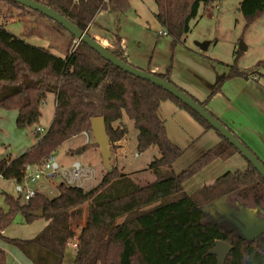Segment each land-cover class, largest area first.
I'll return each instance as SVG.
<instances>
[{
    "label": "trees",
    "instance_id": "1",
    "mask_svg": "<svg viewBox=\"0 0 264 264\" xmlns=\"http://www.w3.org/2000/svg\"><path fill=\"white\" fill-rule=\"evenodd\" d=\"M31 1L58 13L88 35V26L100 12L124 15L130 0ZM218 1L153 0L155 19L175 46L190 32V24L199 10L206 12ZM0 4L28 11L9 0H0ZM238 12L251 23L264 13V0H243ZM119 43L116 39V46L109 50L130 65ZM259 67L264 68V61L257 64ZM153 75L172 84L216 118L206 109L207 101L201 103L175 86L171 68L164 74ZM242 76L245 74L232 67L225 80ZM219 90L218 85L212 95ZM48 94L55 98L48 130L41 136L35 135V143L17 158L0 161L1 179L20 183L26 166L40 165L68 140L84 132L91 133V120L96 118L104 119L110 152L114 154L115 145L127 134V128L121 124L123 116L137 132L139 154L156 148L158 157L150 163L148 171L157 178L140 187L121 170L111 168L99 185L89 190L59 185L53 199L36 193L23 204L18 197L2 193L6 211L0 210V241L5 246L17 249L31 264H66V245L74 237L78 248L71 264H218L212 251L217 242H224L231 247L224 264H264V252L257 241L248 242L233 222L216 221L210 212L216 201L231 196L245 201L250 194L264 191V180L256 170L247 163L246 171L226 173L212 186L191 195L182 187L212 162L239 154L227 141L168 93L114 68L85 44L79 43L64 58H59L28 45L0 25V109L15 111L16 128L24 130L38 123L40 108ZM165 102L188 114L203 134L212 131L219 139L215 147L177 174L159 171L171 168L185 153L168 139L165 122L158 117V109ZM92 147L97 148L94 144ZM87 203L91 204L82 226L83 206ZM39 211L43 212L46 226L36 237L13 240L3 236L4 229L16 216L21 215L30 223L36 219L30 214ZM0 264H7L1 248Z\"/></svg>",
    "mask_w": 264,
    "mask_h": 264
},
{
    "label": "rangeland",
    "instance_id": "2",
    "mask_svg": "<svg viewBox=\"0 0 264 264\" xmlns=\"http://www.w3.org/2000/svg\"><path fill=\"white\" fill-rule=\"evenodd\" d=\"M102 1L106 3L104 0ZM242 1L219 0L206 12L201 8L196 20L190 24V32L188 35L175 46H172V39L169 36L160 38L157 35L163 30H161V27L155 21L156 6L153 0H130L128 10L124 15L111 14L107 16V21L113 25L116 19L115 24H120L119 31L123 34L122 37H125L128 41L127 47L130 55H136L132 51V47L149 54V57H158L160 59H163L165 55L160 54L158 50L162 53L169 52L172 55H178L189 49L193 52H202L204 57L213 60L216 63L215 67H217L218 72L225 71L229 75L233 67L245 74V77H250L251 80L255 76L254 84L249 82V86L244 90L239 100L248 104L244 98L245 95L251 93L256 97L255 101L259 107L257 108L256 104L253 106V109L259 115H263L264 89L260 88V90L258 85L264 88V82L262 81L264 80V68H257V64L264 61V13L251 21V23H248L238 12L239 4ZM216 6L218 8L217 10H215ZM0 25L4 26L10 34L23 40L28 45L45 49L59 58H64L67 51H72L76 47L74 39L67 32L58 28L52 21L41 18L31 11L20 10L0 4ZM94 26L96 25L92 22L87 28V33L90 37L91 35L89 33L93 30L92 28ZM91 34L93 35L92 32ZM165 41L167 45H165ZM203 42L211 43V46L206 51H201L196 46V43ZM137 43L139 47H137ZM240 46L245 48V50L240 51ZM104 47L110 50L114 49L108 47L106 44H104ZM154 49H157L155 53L153 51ZM175 62L176 64L173 65V68L177 69H171V74L177 77V79L182 80V76H184V71L186 70L185 66H189L190 64L185 63L182 59L179 61L178 57L175 58ZM168 68H171L169 64ZM177 72L180 73L179 76L176 75ZM259 77L262 78L261 82L255 84V81H258ZM229 80L223 79L219 82V91L225 88L226 85L229 91L234 92L236 90L234 86L227 84ZM212 98L213 95L208 100L211 101ZM54 99V95L52 94L46 96L45 102L40 108L38 123L24 130L16 128L15 119L17 113L15 111L0 109V161L6 158L15 159L26 152L36 141L34 135L35 130H41V135L48 130L54 113ZM163 104L170 105L168 102ZM219 107L223 108L221 104H219ZM246 110L247 113L253 115L251 108L247 107ZM186 115L190 124L184 123L179 117H174L169 111L159 112L158 117L165 121L168 139L185 151L188 160H192L193 149L194 152H197L202 145L212 144L217 136L214 132L207 131L209 132L208 136L204 138V135L201 134L200 137L198 134L202 132L200 126L189 118L188 114ZM262 117H258L259 121ZM123 121L127 128V145L125 147L127 150L125 157L122 158V161H119L121 167H118L115 164V148L114 154H111L110 158L111 168L121 170L133 184H138L140 187L147 183H152L157 177L148 171V166L158 157V152L156 148L152 147L146 152L139 154L136 151L137 132L132 122L126 116H123ZM235 137L238 138L237 136ZM192 142L194 143L191 148L190 145ZM86 146H89V148L86 150L83 149L82 152L79 151ZM92 146V135L89 143L86 142L83 136L79 135L65 142L56 151L54 158L59 165L65 167L69 166L72 162L92 166L96 171L97 185H99L106 170L104 169L98 148ZM173 168L177 173L182 171L181 164H176ZM133 174L136 175V178H134ZM39 184L42 185L39 193L49 199H53L58 194L57 187L61 185V180L54 178L49 183L47 180L42 179L30 186L31 188H37ZM2 193L17 198L14 182L0 179V210L6 211ZM90 204L87 203L83 206L84 219L87 216ZM45 226L46 221L43 218L26 223L24 218L18 215L12 224L4 229L3 236L13 240H31ZM1 243L0 248L5 251L7 264H31L17 249L10 246L3 247ZM73 258L74 253L67 251L66 264H71Z\"/></svg>",
    "mask_w": 264,
    "mask_h": 264
},
{
    "label": "crops",
    "instance_id": "3",
    "mask_svg": "<svg viewBox=\"0 0 264 264\" xmlns=\"http://www.w3.org/2000/svg\"><path fill=\"white\" fill-rule=\"evenodd\" d=\"M106 11L100 12L93 20L96 26H94L90 31L91 38L98 41L101 45L104 46L106 44L108 47L114 48L116 46V39L119 40V46L121 49L125 50L127 61L128 63L140 70L146 71L148 70L150 73L153 74H164L165 69L168 68V64L171 69L173 65L176 64L175 58L178 57V60L181 59L185 62L190 64L189 66H185L186 70L184 71V76H182V80L177 79L174 75L171 74V81L181 90L185 91L189 95H191L194 99L198 100L201 103H204L208 100V98L212 95L215 91L219 82L221 80H225L227 77V73L225 71L218 72L216 63L213 60L204 57L202 52H193L192 50L187 49L184 53H179L178 55H172L169 52H158L163 56V59L158 57H149V54L144 52L138 51L135 48H131L132 51L136 55H130L128 50V41L125 37H122L123 34L120 33V24L116 23V19L114 24H110L107 21V16H110ZM119 21V20H117ZM156 21V19H155ZM158 24V23H157ZM115 25V26H114ZM93 33V35L91 34ZM162 32V31H161ZM160 33V32H159ZM157 34L158 37H166ZM206 50L211 46V43ZM165 45H167L165 41ZM137 47L139 44L137 43ZM157 49H154V53ZM132 56V57H131ZM170 58V59H169ZM148 59V60H147ZM134 61V62H133ZM173 64H172V62ZM178 64V63H177ZM240 72V71H239ZM176 75H180L179 72ZM248 76V75H247ZM236 77L229 80L227 84L235 87V91H229L228 86L226 85L221 91L213 94V98L211 101H207L206 109L213 114L227 129H229L235 136H237L243 144L264 164V114L259 115L254 109L253 106L258 103L255 101V96L251 93L245 95V101L248 104L243 103L239 98L243 95L244 90L249 86V82L254 84L255 76L252 77ZM250 79V80H249ZM260 79V80H259ZM258 81H255V84L261 82V77H259ZM264 82V80H262ZM254 86V85H253ZM259 89H264L261 85H258ZM257 88V87H256ZM261 90V89H260ZM263 91V90H262ZM55 102V99H54ZM166 103V102H165ZM170 105H162L158 110L159 112L169 111L174 117H179L180 120L184 121L186 124H190L187 115L184 111L177 109L173 103L168 102ZM216 104V106H214ZM219 104L223 106V108L219 107ZM164 106V107H163ZM169 106V107H166ZM249 107L253 111V115L247 113L246 108ZM264 112V110H262ZM263 116V117H262ZM258 117H262L259 121ZM190 118V117H189ZM162 120V119H161ZM164 121V120H163ZM165 122V121H164ZM122 125H126L125 122L121 121ZM126 127V126H125ZM202 131V129H201ZM201 137V134L204 135V138L208 136L209 132L203 134L202 132L198 133ZM215 136V135H214ZM216 137V136H215ZM194 141V140H193ZM219 142L218 137L215 138L212 144H204L197 152H193L192 160H188L186 158V153L175 162L171 168H161L160 172L169 173L172 172L177 174L174 170V166L176 164H181L182 170L186 169L190 164L196 161L202 154L207 152L208 150L215 147ZM193 143H191L190 147L192 148ZM209 143V142H208ZM127 143H126V136L119 141L115 147L116 151L114 154L115 157V164L118 167L119 161H122V158L125 157V153ZM189 147V146H188ZM99 151V149H98ZM100 153V152H99ZM83 166H90L84 165ZM92 167V166H90ZM248 168L247 162L239 155L234 154L230 158L226 160H216L204 168L201 172L196 174L192 177L189 181L183 184V190L187 195H191L195 193L197 190L203 187L212 186L215 181L225 175L226 173H235V172H244ZM134 178L136 175L133 174ZM52 180L47 181L51 183ZM36 183V182H35ZM35 183H31L35 184ZM97 185V179L94 183V187ZM41 184L37 186V188H32L36 193H39V189L41 188ZM257 195V196H256ZM263 200L262 204H260V208L264 210V191L258 192L257 194H250L247 200H242L239 196H231L227 199V202L231 205H235L236 208H248L252 210V205L254 200ZM84 214V213H83ZM85 220L82 217L81 225L84 226ZM1 243V242H0ZM3 247L5 245L1 243ZM257 244L259 248L264 250V236L257 240ZM73 262V261H72ZM71 262V263H72ZM67 263V262H66Z\"/></svg>",
    "mask_w": 264,
    "mask_h": 264
},
{
    "label": "water",
    "instance_id": "4",
    "mask_svg": "<svg viewBox=\"0 0 264 264\" xmlns=\"http://www.w3.org/2000/svg\"><path fill=\"white\" fill-rule=\"evenodd\" d=\"M28 11H33L44 18L54 22L55 24L61 26L65 32H67L71 37L74 38L78 44L83 43L89 49L94 51L101 59L111 64L114 68L132 76L138 78L142 81L149 82L153 86L162 89L164 92L168 93L170 96L175 98L177 101L182 103L185 107L189 108L194 112L199 118L206 122L215 132H217L225 141H227L238 153L239 155L254 169L264 180V165L263 163L238 139L234 134L227 129L221 122L216 118L212 117L205 109H203L199 104L192 100L189 96L183 94L172 84L162 81L155 77L153 74L146 73L143 70L132 67L131 65L125 64L116 57L112 55L109 49L101 45L98 41L91 38L86 32L80 31L76 26H74L67 19L63 18L58 13L48 9L47 7L33 2L31 0H9ZM196 46L201 51H206L209 46L208 42L196 43ZM240 51H244L245 48L240 46ZM90 132L93 139V144L97 146L100 152L102 163L104 169L108 172L111 171L110 165V145L106 134V128L104 119L96 118L91 120ZM221 205H227L226 200L222 199L213 203V206L220 207ZM231 213V207L226 206ZM233 218L229 221L238 229L240 235L248 242L257 241L259 238L264 236V218H259L258 214L253 212L248 208H239L233 211ZM231 213V214H232ZM260 215L264 216V210L260 212ZM31 217L36 219L43 218V212H35L30 214ZM261 249V248H260ZM231 251V247L224 242H217L212 254L217 257L218 264H224V261ZM264 252L263 249H261Z\"/></svg>",
    "mask_w": 264,
    "mask_h": 264
},
{
    "label": "built area",
    "instance_id": "5",
    "mask_svg": "<svg viewBox=\"0 0 264 264\" xmlns=\"http://www.w3.org/2000/svg\"><path fill=\"white\" fill-rule=\"evenodd\" d=\"M107 2V0H104ZM217 6L215 10H217ZM159 35L166 36L164 32H160ZM75 45L78 43L76 41ZM41 130H35L34 135H41ZM89 143L91 135L90 133L84 132L81 134ZM54 178H59L61 184L68 187L78 188L82 190H89L94 187V183L97 179L96 171L93 167L83 166L78 162H72L69 166L59 165L54 156L48 157L36 166H26L24 169V176L20 183L13 180L15 184V192L21 203H28L36 194L31 188V183L38 182L42 179L50 181ZM1 179V178H0ZM77 237H74L66 245L67 251L75 252L78 248Z\"/></svg>",
    "mask_w": 264,
    "mask_h": 264
},
{
    "label": "flooded vegetation",
    "instance_id": "6",
    "mask_svg": "<svg viewBox=\"0 0 264 264\" xmlns=\"http://www.w3.org/2000/svg\"><path fill=\"white\" fill-rule=\"evenodd\" d=\"M257 196V195H256ZM263 200H254L253 203V207H252V211L255 212L256 214H258V216H260L259 218L263 219L264 216L260 215V212H262L263 210L260 208V204H262ZM226 204L228 206H230L231 209V213L233 211L238 210L239 208H236L235 205H231L230 203L227 202L226 200ZM227 205H221L220 207H214L210 210L211 214L213 215V218L216 221H229L230 218H233V213L231 214L228 210V208L226 207ZM231 224V223H230ZM233 226V224H231Z\"/></svg>",
    "mask_w": 264,
    "mask_h": 264
}]
</instances>
